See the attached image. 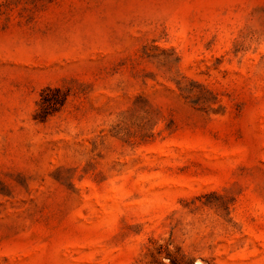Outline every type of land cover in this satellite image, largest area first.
<instances>
[{
	"label": "rangeland",
	"instance_id": "obj_1",
	"mask_svg": "<svg viewBox=\"0 0 264 264\" xmlns=\"http://www.w3.org/2000/svg\"><path fill=\"white\" fill-rule=\"evenodd\" d=\"M0 264H264V0H0Z\"/></svg>",
	"mask_w": 264,
	"mask_h": 264
},
{
	"label": "trees",
	"instance_id": "obj_2",
	"mask_svg": "<svg viewBox=\"0 0 264 264\" xmlns=\"http://www.w3.org/2000/svg\"><path fill=\"white\" fill-rule=\"evenodd\" d=\"M56 90H57V89H56ZM43 101H45V100H43ZM56 102H57V101H56ZM47 107H48V106L44 107V111H45L46 113H47ZM48 109H49V107H48ZM45 112H44V113H45Z\"/></svg>",
	"mask_w": 264,
	"mask_h": 264
}]
</instances>
